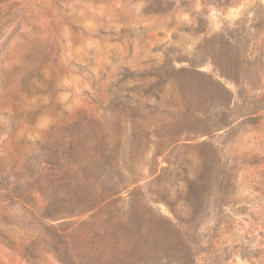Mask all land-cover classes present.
<instances>
[{
    "label": "rangeland",
    "instance_id": "obj_1",
    "mask_svg": "<svg viewBox=\"0 0 264 264\" xmlns=\"http://www.w3.org/2000/svg\"><path fill=\"white\" fill-rule=\"evenodd\" d=\"M0 264H264V0H0Z\"/></svg>",
    "mask_w": 264,
    "mask_h": 264
},
{
    "label": "trees",
    "instance_id": "obj_2",
    "mask_svg": "<svg viewBox=\"0 0 264 264\" xmlns=\"http://www.w3.org/2000/svg\"><path fill=\"white\" fill-rule=\"evenodd\" d=\"M225 35L220 34L215 40L219 49H222L226 43ZM210 58L215 68V74H208L196 69L187 77L189 98L192 103L190 118L194 121L200 120L202 127H221L228 124L227 121L233 114L232 104L235 94H240V91L236 93L232 91L227 83L232 82L240 87L241 71L237 66L228 64L225 61L227 58L224 56L213 55ZM197 76L200 78L199 80L196 78ZM76 182H78L77 179ZM95 193L96 196L92 194V202H98L97 205L101 207L93 212L90 218L94 221L93 225L106 232L110 221L107 219L108 213L104 211V208L108 206V201L104 199L101 191L95 190Z\"/></svg>",
    "mask_w": 264,
    "mask_h": 264
}]
</instances>
